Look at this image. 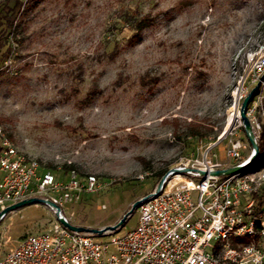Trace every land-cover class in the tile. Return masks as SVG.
<instances>
[{
  "label": "rangeland",
  "instance_id": "obj_1",
  "mask_svg": "<svg viewBox=\"0 0 264 264\" xmlns=\"http://www.w3.org/2000/svg\"><path fill=\"white\" fill-rule=\"evenodd\" d=\"M21 1L23 39L0 60V124L21 153L60 178L69 169L97 177V191L60 206L70 223L116 224L170 168L206 150L211 161L232 166L225 153L231 139L249 157L239 110L256 84L247 54L264 51V0ZM6 2L14 0H0V8ZM122 9L154 16L133 46L127 27H112ZM192 125L201 137L191 136ZM249 166L264 170V148ZM137 220L135 207L115 231L94 236L122 234ZM57 223L43 202L8 211L0 219V256Z\"/></svg>",
  "mask_w": 264,
  "mask_h": 264
},
{
  "label": "built area",
  "instance_id": "obj_2",
  "mask_svg": "<svg viewBox=\"0 0 264 264\" xmlns=\"http://www.w3.org/2000/svg\"><path fill=\"white\" fill-rule=\"evenodd\" d=\"M247 64L255 84L264 72L263 49L248 53ZM262 84L258 103L250 107L252 100L246 111L254 135L262 130L254 115L259 104L264 116ZM243 148L240 139L229 140L225 153L233 165L246 161ZM174 167L187 170L170 172L159 192L139 198L133 229L101 239L57 223L49 230L22 237L0 256V264H264V219L253 215L251 197L264 188V170L255 173L247 166L228 175H211L210 171L229 166L211 161L208 150ZM99 188L93 174L82 177L69 169L65 178H60L42 169L35 158L14 146L0 124V210L32 195H43L62 206ZM244 236L251 238L249 243L232 245L233 239Z\"/></svg>",
  "mask_w": 264,
  "mask_h": 264
},
{
  "label": "trees",
  "instance_id": "obj_3",
  "mask_svg": "<svg viewBox=\"0 0 264 264\" xmlns=\"http://www.w3.org/2000/svg\"><path fill=\"white\" fill-rule=\"evenodd\" d=\"M24 4L21 0H14L13 4L9 2L3 3L0 8V60L4 61L7 59L13 50V43H18L23 39V25L22 21L19 20L20 15L24 10ZM118 19L112 23V27L117 29L118 23H122V27L126 28L128 35L125 37L128 46H133L140 40L142 31L151 25L154 20V16L150 12L142 13L138 9H122L118 12ZM4 48V49H3ZM116 50H111L109 57L113 59L116 56ZM146 74L141 76L140 82L145 84ZM80 78V77H79ZM97 91V87L94 84L91 92ZM252 99L250 100V102ZM249 102V103H250ZM190 134L193 137H201L202 132L199 129V125H192ZM256 136V141L259 148L258 156L262 153L264 148V126L260 133ZM42 168V167H41ZM64 170H67V166H63ZM42 169H52L49 165L44 166ZM254 200V216L261 215L264 219V188H260L251 194ZM259 224V222H257ZM257 235H255V239ZM250 237L244 236L235 238L232 240L233 246L244 245L249 243Z\"/></svg>",
  "mask_w": 264,
  "mask_h": 264
},
{
  "label": "water",
  "instance_id": "obj_4",
  "mask_svg": "<svg viewBox=\"0 0 264 264\" xmlns=\"http://www.w3.org/2000/svg\"><path fill=\"white\" fill-rule=\"evenodd\" d=\"M264 79V73L260 76L259 81L255 84L254 87H252L250 89V91L247 93V95L243 98L242 102H241V106H240V110H239V117L242 120V126L244 129V132L249 140V143L251 145V153L249 155V157L246 159V161L241 164V165H232L226 168H220V169H215L213 171H210L211 175H228L234 172H237L247 166H249L250 164L253 163V161L257 158L258 153H259V148H258V144L255 138V135L252 131V127L250 124V121L246 115V109L247 106L250 102V100L252 99L253 95L259 90V86L261 84V81ZM225 131H223L222 134H224ZM187 169L183 168V169H178L177 167H172L170 168L159 180V182L157 183V186L155 187L154 193H149L148 195L151 194H156L157 192H159L160 187L162 185V182L164 180V178L170 173H177V172H185ZM200 173L202 175L206 174V171H200ZM34 202H43L45 204H47L48 206H50L53 211L55 216L57 217V220L59 221V223H61L64 227H66L67 229L71 230V231H75V232H86V233H90L96 236L102 235L103 233H105L106 231H115L120 225H122L127 217V215L132 212L134 210L135 207H138L140 200L138 199L137 201H135L131 207V209L129 210V212L127 214H125L116 224L114 225H107L101 229H96V228H89V227H85V226H80V225H74L72 223H70L65 216L62 213V209L61 207L54 203L53 201H51L48 198H41V197H27L24 198L20 201H17L15 203H11L7 206H5L4 208H2L0 210V219L8 212L11 210H15L17 208H20L26 204H30V203H34Z\"/></svg>",
  "mask_w": 264,
  "mask_h": 264
}]
</instances>
